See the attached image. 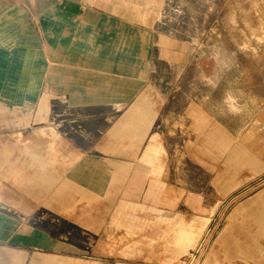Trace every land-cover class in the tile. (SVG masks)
Here are the masks:
<instances>
[{
	"label": "crops",
	"instance_id": "obj_1",
	"mask_svg": "<svg viewBox=\"0 0 264 264\" xmlns=\"http://www.w3.org/2000/svg\"><path fill=\"white\" fill-rule=\"evenodd\" d=\"M136 1L0 0V264H168L151 252L152 215L201 213L211 183L264 177L263 114L223 117L183 78L158 81L167 0ZM176 177L208 185L163 204ZM248 213L264 223V189L225 229Z\"/></svg>",
	"mask_w": 264,
	"mask_h": 264
},
{
	"label": "rangeland",
	"instance_id": "obj_2",
	"mask_svg": "<svg viewBox=\"0 0 264 264\" xmlns=\"http://www.w3.org/2000/svg\"><path fill=\"white\" fill-rule=\"evenodd\" d=\"M137 4L136 13H150L149 6ZM7 12L13 18L22 15L23 23L30 19L20 6L9 4ZM163 13L153 35V76L165 84L183 78L178 81L180 92L209 95L214 111L223 117L241 111L237 105L246 114L264 117V0H167ZM8 24L15 28L17 23ZM176 62L180 64L175 68ZM176 178L158 189L163 204H178L175 191L183 195L208 185L206 177ZM263 184L264 177L211 183L205 193L215 189V195L206 199L208 209L201 213L152 215L147 236L153 257L167 256L168 264H174L177 256L178 264H191L192 253L199 251V264H264L262 216L248 213L245 221L233 220L231 229H225L232 211L264 189ZM224 191L231 197H224ZM172 222L177 223L175 230L160 229Z\"/></svg>",
	"mask_w": 264,
	"mask_h": 264
},
{
	"label": "built area",
	"instance_id": "obj_3",
	"mask_svg": "<svg viewBox=\"0 0 264 264\" xmlns=\"http://www.w3.org/2000/svg\"><path fill=\"white\" fill-rule=\"evenodd\" d=\"M199 251L193 252L191 255V264H199L201 256L198 253Z\"/></svg>",
	"mask_w": 264,
	"mask_h": 264
},
{
	"label": "bare ground",
	"instance_id": "obj_4",
	"mask_svg": "<svg viewBox=\"0 0 264 264\" xmlns=\"http://www.w3.org/2000/svg\"><path fill=\"white\" fill-rule=\"evenodd\" d=\"M216 249V248H215ZM228 251V250H227Z\"/></svg>",
	"mask_w": 264,
	"mask_h": 264
}]
</instances>
